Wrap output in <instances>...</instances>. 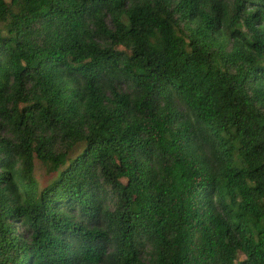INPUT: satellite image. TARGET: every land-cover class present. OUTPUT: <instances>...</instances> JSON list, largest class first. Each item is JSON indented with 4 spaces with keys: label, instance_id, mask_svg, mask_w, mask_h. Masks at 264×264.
Segmentation results:
<instances>
[{
    "label": "trees",
    "instance_id": "trees-1",
    "mask_svg": "<svg viewBox=\"0 0 264 264\" xmlns=\"http://www.w3.org/2000/svg\"><path fill=\"white\" fill-rule=\"evenodd\" d=\"M0 264H264V0H0Z\"/></svg>",
    "mask_w": 264,
    "mask_h": 264
},
{
    "label": "rangeland",
    "instance_id": "rangeland-1",
    "mask_svg": "<svg viewBox=\"0 0 264 264\" xmlns=\"http://www.w3.org/2000/svg\"><path fill=\"white\" fill-rule=\"evenodd\" d=\"M5 2H9V0H5ZM80 150L81 148H77L72 156L78 154ZM33 174L40 188H43L48 185L54 178V175L47 174L45 168L37 161L34 162Z\"/></svg>",
    "mask_w": 264,
    "mask_h": 264
}]
</instances>
